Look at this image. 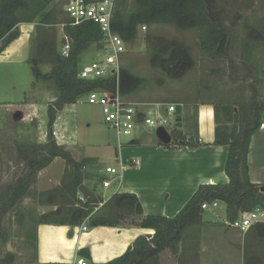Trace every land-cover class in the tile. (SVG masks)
I'll return each mask as SVG.
<instances>
[{
  "label": "rangeland",
  "instance_id": "rangeland-1",
  "mask_svg": "<svg viewBox=\"0 0 264 264\" xmlns=\"http://www.w3.org/2000/svg\"><path fill=\"white\" fill-rule=\"evenodd\" d=\"M52 5L57 7L58 21L65 20L62 0H53L43 12ZM215 8L222 10L220 22L228 33L226 50L222 54L216 46L209 51L202 49L199 26L182 29L171 24L147 25L145 30H138L133 41L125 43L120 66L139 77L141 84L123 95L124 100L182 103V108L189 114L199 103L208 102L217 106L221 129L224 124H231L226 105L230 110H236L241 101H248L253 96L264 103V0H215ZM207 19L217 23L214 18ZM58 23L41 27L53 31L59 44L62 33ZM38 27L36 21L32 25L18 24L17 37L0 52V194L28 172L24 155H32L30 148L48 141L47 110L57 89L52 80L35 81L32 74L29 61L37 57V43L43 35L39 34ZM146 35L150 40H146ZM172 44L186 46L193 61L192 67L180 78L169 77L151 63L155 49L164 52ZM97 47L92 44L81 52L80 65L95 58ZM38 67L46 73L51 71L52 64L38 60ZM187 117L189 122L194 119V116ZM69 130L83 144L85 153L99 156L100 166L116 164L113 140L117 136L104 123L101 107L90 102L87 94L56 113L52 132L58 144ZM133 137V133L128 132L119 134L118 138L120 142L128 143ZM148 137L154 138L141 134L144 140ZM39 171H52V174L38 176L37 173L26 179L29 186L26 193L1 216L6 241L0 239V258L11 253L12 264H39L37 224L44 215L41 213L52 209V206L41 207L40 202L47 200L48 191L56 186L64 168H61V160H56L49 169ZM100 178L101 175L96 177V182L99 183ZM211 215V210H203L202 220L203 216L212 218ZM184 238L176 253L171 254L170 249L162 251L158 263L201 264L198 251L203 247V225L189 230ZM185 248L192 250L193 255L183 261L180 254Z\"/></svg>",
  "mask_w": 264,
  "mask_h": 264
},
{
  "label": "trees",
  "instance_id": "trees-1",
  "mask_svg": "<svg viewBox=\"0 0 264 264\" xmlns=\"http://www.w3.org/2000/svg\"><path fill=\"white\" fill-rule=\"evenodd\" d=\"M52 1L0 0V52L17 37V25L20 22L36 21V24L39 25V34L43 35L40 36L37 43V57L31 58L29 61L32 74L35 81L52 80L57 89V95L47 110L48 141L37 148H30L32 155H24L28 172L0 194L1 241H6L5 232L1 226V216L26 193L29 187L26 179L35 176L54 158L60 157L65 160L67 174L64 177L68 175L71 179L64 183L66 192H72L75 196L77 187L81 183L80 170L84 161L76 162L70 152L63 145L58 144L53 136L52 127L56 113L65 105L75 103L80 97L93 90L114 92L118 86L120 93L125 95L141 84L139 77L122 66H120L117 75L97 79L79 78L78 70L81 67L79 56L90 45L99 44L100 29L96 24L90 22L78 26L66 25L64 32L70 40V50L68 56L61 55V42L57 43L56 34L41 27L55 25L59 22L56 16V5L50 6L46 12H43ZM221 13L222 10L215 8V0H124L121 8L116 12L112 28L125 42H131L138 33L139 25L171 24L182 29L199 26L202 49L209 51L216 46V50L222 54L226 50L228 33L221 25ZM209 17L216 19L217 23L209 22L207 19ZM250 35L253 34L250 32ZM145 38L147 41L150 40L149 35H146ZM38 60L51 63V71L43 73L38 67ZM151 63L169 77L180 78L192 67L193 61L186 46L172 44L164 52L155 49L151 55ZM213 107L216 122L213 143L227 147L224 171L229 181L225 184L199 185L186 204L173 217L162 215L140 217L139 225L153 230V233L139 235L122 255L105 264H159V254L164 249L169 248L173 253H176L178 244L184 241L186 233L203 225V209L201 208L203 202L214 200L223 202L226 207V219L229 223L236 221L239 215L244 212L255 208L264 209V191L261 190V186L250 182L247 169L250 140L261 124L264 103L257 101V98L253 96L248 101H241L236 110L235 108L230 110L226 105L227 119L231 121V124H224L223 129L218 124L217 106L213 105ZM180 111L181 107H177V114ZM179 124L178 120L176 126H180ZM199 145L196 133H186L175 128L171 131V142L163 146L166 148L179 146L194 148ZM66 192L62 195L63 201H66ZM86 206L88 207V205ZM87 207L66 209L65 214L71 217L70 224H77L86 217L91 212ZM106 210H113L114 214L120 211L126 214L142 215L141 206L135 195L116 193L92 215L91 224H116L115 219L105 216L104 211ZM38 222L53 221L50 215L44 214ZM78 255L86 257L89 254L79 251ZM192 255L193 251L185 248L182 249L180 258L187 260ZM12 262L13 255L11 253L0 258V264H12ZM243 264H264V223L262 222L250 226L245 233Z\"/></svg>",
  "mask_w": 264,
  "mask_h": 264
},
{
  "label": "crops",
  "instance_id": "crops-1",
  "mask_svg": "<svg viewBox=\"0 0 264 264\" xmlns=\"http://www.w3.org/2000/svg\"><path fill=\"white\" fill-rule=\"evenodd\" d=\"M29 24L32 25L33 22ZM68 105L72 104L65 105L63 109L65 110ZM187 116H194V119L189 122ZM178 120L179 130L197 134L199 146L166 148L163 145L169 144L171 140L163 143L156 133L143 129L132 132L133 139L128 143H122L118 138L119 134L115 133L117 138L113 141L114 147L116 145L114 152L116 164L105 167L99 165L100 158L97 154L84 152L83 144L77 141L74 133L69 130L70 133L64 134L59 143L67 145L66 149L76 162L84 161L80 170L81 183L75 196L74 193L65 191L64 183L71 179L68 175L64 177L67 174V166L65 160L60 157L54 158L42 169L47 170L53 162L61 160V168L63 167L64 171L56 186L48 191L50 194L47 200L40 202L41 207L52 206V209H47L41 214L50 215L53 222L37 224L36 256L39 264H66L77 257L83 258L84 264H105L122 255L139 235L153 233V230L139 225L140 217L146 215L173 217L199 185L225 184L229 181L224 171L227 147L213 143L216 126L213 105L208 102L199 103L190 114L181 108ZM141 134L152 135L154 138L148 137L144 140ZM120 166L123 168L117 177L105 172L106 167L117 169ZM247 169L250 182L264 186V113L259 128L250 140ZM97 170L101 171V174ZM42 173L52 174V171H38V176ZM99 175L101 178L98 183L96 177ZM104 180H110V184L103 186ZM79 187L85 188L90 194L83 196ZM64 192L67 193L66 201H63ZM116 193L135 195L141 206L142 215L120 211L114 214L113 210H106L105 216L115 219L116 224L92 225L90 222L92 215ZM70 207H87L91 212L77 224H70L71 217L64 212ZM203 210H211L212 218L203 216V247L198 251L199 263L243 264L246 232L240 231L233 223L227 221L223 202L218 201L215 209L209 207ZM259 214L257 222L264 223V209H260ZM128 218L129 222H126ZM83 225L86 226V230L81 229ZM79 251H85L89 255L80 256ZM169 252L173 254L172 251Z\"/></svg>",
  "mask_w": 264,
  "mask_h": 264
},
{
  "label": "built area",
  "instance_id": "built-area-1",
  "mask_svg": "<svg viewBox=\"0 0 264 264\" xmlns=\"http://www.w3.org/2000/svg\"><path fill=\"white\" fill-rule=\"evenodd\" d=\"M124 0H62V12L65 21L59 22L61 29L60 52L68 56L70 40L64 32L66 25L78 26L85 22L96 24L101 32V38L96 49V56L90 62L81 65L78 77L82 79H97L117 75L120 68V54L125 49V41L112 28L116 12L121 8ZM57 24V23H56ZM146 25H139L138 30H145ZM89 101L101 107L103 121L116 134L134 132L138 129L151 130L156 133L158 128L165 129L169 134L173 129H179L177 122V107L182 103L168 102H139L124 100L117 86L114 92L93 90L87 93ZM106 167L105 172L119 176L121 169ZM110 180H104L103 186H108ZM82 198V197H81ZM218 201L203 202L202 209L215 208ZM259 208L244 212L233 225L240 231L246 232L250 226L259 220ZM86 230V226L81 227ZM81 257H77L66 264H84Z\"/></svg>",
  "mask_w": 264,
  "mask_h": 264
},
{
  "label": "water",
  "instance_id": "water-1",
  "mask_svg": "<svg viewBox=\"0 0 264 264\" xmlns=\"http://www.w3.org/2000/svg\"><path fill=\"white\" fill-rule=\"evenodd\" d=\"M156 135L163 143H168L171 140L170 134L163 128H158L156 131ZM261 190L264 191V186L261 187ZM79 191L83 196L90 194V192L83 187H79Z\"/></svg>",
  "mask_w": 264,
  "mask_h": 264
}]
</instances>
